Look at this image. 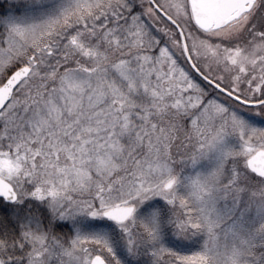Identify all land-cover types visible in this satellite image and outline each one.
<instances>
[{"label": "snow or ice", "instance_id": "1", "mask_svg": "<svg viewBox=\"0 0 264 264\" xmlns=\"http://www.w3.org/2000/svg\"><path fill=\"white\" fill-rule=\"evenodd\" d=\"M0 264H264V0H0Z\"/></svg>", "mask_w": 264, "mask_h": 264}]
</instances>
